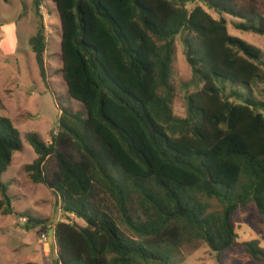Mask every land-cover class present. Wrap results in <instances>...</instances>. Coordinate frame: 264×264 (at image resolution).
<instances>
[{
    "label": "trees",
    "instance_id": "1",
    "mask_svg": "<svg viewBox=\"0 0 264 264\" xmlns=\"http://www.w3.org/2000/svg\"><path fill=\"white\" fill-rule=\"evenodd\" d=\"M43 2L32 0L37 30L28 44L45 81ZM51 2L62 78L82 109L62 111L49 143L28 135L36 158L24 170L85 225L29 217L25 228L54 230L55 264H174L182 244L201 241L217 254L232 250L237 209L254 202L264 223V102L252 95L264 83V60L204 6L241 19L238 30L264 34L256 1ZM179 35L201 84L186 95L184 117L171 106ZM21 148L18 129L0 116L3 214L13 210L1 176ZM242 245L264 260L256 239Z\"/></svg>",
    "mask_w": 264,
    "mask_h": 264
},
{
    "label": "rangeland",
    "instance_id": "2",
    "mask_svg": "<svg viewBox=\"0 0 264 264\" xmlns=\"http://www.w3.org/2000/svg\"><path fill=\"white\" fill-rule=\"evenodd\" d=\"M243 5L247 0H235ZM259 13L264 12V0H255ZM203 5V4H202ZM204 6V5H203ZM206 10L214 17L226 18L228 32L261 50L264 60V34L245 32L234 27L242 22L228 14ZM47 50L45 52L46 80L43 81L34 53L28 44L37 30V18L32 0H0V116L10 118L20 133L22 148L13 155L12 162L2 174L1 181L7 185L5 194L10 198L12 214H3L6 200L0 188V264H55L57 248L55 241L42 239L44 232L33 224L26 229L28 218L58 221H72L81 226L85 223L78 217L61 211L60 199L52 190L41 183H33L24 166L33 162L36 153L28 141L33 134L45 143L59 130L60 116L64 109L81 111V104L69 97L61 74L60 27L57 12L51 0H44L41 7ZM8 26L11 28L8 29ZM13 34V52L3 40ZM175 58L172 63L171 84L175 90L172 101L173 113L186 115L185 97L201 86L192 77V70L185 56L183 35L176 37ZM220 85V83H219ZM228 88L231 86L226 84ZM255 99L264 102V83L252 88ZM237 102V101H234ZM264 113V109L262 111ZM211 210L220 205L212 200ZM238 233L232 250L222 254L212 252L204 242L184 243L175 251L174 264H264L247 252L242 243L256 239L264 251V223L255 203L237 209L231 219ZM125 231V229L122 227ZM48 234V233H47Z\"/></svg>",
    "mask_w": 264,
    "mask_h": 264
},
{
    "label": "crops",
    "instance_id": "3",
    "mask_svg": "<svg viewBox=\"0 0 264 264\" xmlns=\"http://www.w3.org/2000/svg\"><path fill=\"white\" fill-rule=\"evenodd\" d=\"M11 28L10 26H8V29ZM32 37V36H31ZM4 42H7L8 44V51L9 52H13L14 48L12 45L15 44V37L14 35L11 33L9 36H6V38L3 40ZM35 57V56H34Z\"/></svg>",
    "mask_w": 264,
    "mask_h": 264
},
{
    "label": "water",
    "instance_id": "4",
    "mask_svg": "<svg viewBox=\"0 0 264 264\" xmlns=\"http://www.w3.org/2000/svg\"><path fill=\"white\" fill-rule=\"evenodd\" d=\"M48 238H49V243H52L54 240V230L51 228L48 231Z\"/></svg>",
    "mask_w": 264,
    "mask_h": 264
},
{
    "label": "built area",
    "instance_id": "5",
    "mask_svg": "<svg viewBox=\"0 0 264 264\" xmlns=\"http://www.w3.org/2000/svg\"><path fill=\"white\" fill-rule=\"evenodd\" d=\"M47 236H48V234H42V239H43L44 241H47Z\"/></svg>",
    "mask_w": 264,
    "mask_h": 264
}]
</instances>
